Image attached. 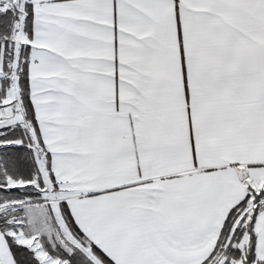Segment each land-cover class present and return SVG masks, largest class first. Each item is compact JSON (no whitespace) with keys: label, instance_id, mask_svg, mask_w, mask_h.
Here are the masks:
<instances>
[{"label":"snow or ice","instance_id":"1","mask_svg":"<svg viewBox=\"0 0 264 264\" xmlns=\"http://www.w3.org/2000/svg\"><path fill=\"white\" fill-rule=\"evenodd\" d=\"M0 264H264V0H0Z\"/></svg>","mask_w":264,"mask_h":264}]
</instances>
